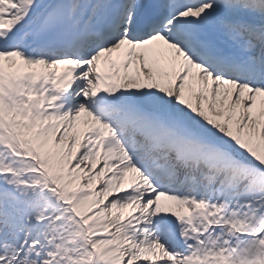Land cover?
I'll return each instance as SVG.
<instances>
[{
    "label": "snow or ice",
    "instance_id": "6c2138e0",
    "mask_svg": "<svg viewBox=\"0 0 264 264\" xmlns=\"http://www.w3.org/2000/svg\"><path fill=\"white\" fill-rule=\"evenodd\" d=\"M0 264H264V0H0Z\"/></svg>",
    "mask_w": 264,
    "mask_h": 264
}]
</instances>
